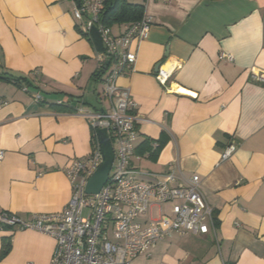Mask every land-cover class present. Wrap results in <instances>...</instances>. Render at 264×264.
I'll return each mask as SVG.
<instances>
[{
  "label": "crops",
  "instance_id": "1",
  "mask_svg": "<svg viewBox=\"0 0 264 264\" xmlns=\"http://www.w3.org/2000/svg\"><path fill=\"white\" fill-rule=\"evenodd\" d=\"M129 2L153 21L148 38L132 44L134 72L118 80L137 103V167L199 176L217 221L209 234L175 233L131 264H264V82L253 78L264 74V0ZM98 51L70 0H0V71L28 77L48 97L41 104L0 80V213L29 219L68 205L66 169L92 152L93 131L80 112L52 105L80 100L85 111L93 95V112L107 108L102 79H92ZM163 62L176 67L166 87L155 77ZM230 144L236 152L220 163ZM55 246L42 233L6 228L0 264H50Z\"/></svg>",
  "mask_w": 264,
  "mask_h": 264
},
{
  "label": "built area",
  "instance_id": "2",
  "mask_svg": "<svg viewBox=\"0 0 264 264\" xmlns=\"http://www.w3.org/2000/svg\"><path fill=\"white\" fill-rule=\"evenodd\" d=\"M70 1L82 33L90 36L96 29L100 36L103 50L97 55V71L105 69L101 99L107 108L89 112L79 106L77 110L92 128V152L66 169L72 187L68 205L61 212L35 213L29 219L1 212L0 231L17 228L54 238L50 264H131L141 255L149 256L151 248L175 233L209 234L217 221L214 208L201 192L199 176L186 178L177 167L165 174H144L137 167L143 160L136 152L140 123L137 103L129 90L118 86V80L134 72L137 54L132 44L148 38L152 19L144 15L140 21L122 25L123 30L116 33L100 22L105 0ZM220 59L233 61L225 54ZM175 70L163 62L155 77L166 87ZM253 78L264 82V74H253ZM33 97L41 100L39 94ZM56 103L62 105L63 100ZM99 130L107 132L115 161L100 193L88 195L87 184L103 162ZM236 150V145H228L220 163L228 161ZM4 157L5 152L0 151V164ZM165 204L169 205L167 211Z\"/></svg>",
  "mask_w": 264,
  "mask_h": 264
},
{
  "label": "trees",
  "instance_id": "3",
  "mask_svg": "<svg viewBox=\"0 0 264 264\" xmlns=\"http://www.w3.org/2000/svg\"><path fill=\"white\" fill-rule=\"evenodd\" d=\"M144 7L139 4H132L129 0H105L104 9L100 16V22L103 26L108 28H114L115 26H122L125 24L133 23L140 21L144 17ZM83 34V33H82ZM84 37L93 42V44L99 50L98 52L103 50V46L100 40V36L96 29H94L90 36L83 34ZM105 73V69L101 71H95L92 76L94 81H100L102 76ZM0 80L11 82L17 85L20 88H27V93L31 94H39L41 96V100L39 103L44 104L48 102V97L39 92L38 88L34 85V83L29 80L28 77L17 76L10 71H0ZM77 100H70L68 102H64L62 105H58L56 102L52 105V107H61L67 105L71 112L77 111V104L74 105V102ZM77 102H80L78 100Z\"/></svg>",
  "mask_w": 264,
  "mask_h": 264
},
{
  "label": "water",
  "instance_id": "4",
  "mask_svg": "<svg viewBox=\"0 0 264 264\" xmlns=\"http://www.w3.org/2000/svg\"><path fill=\"white\" fill-rule=\"evenodd\" d=\"M161 64L158 65V68ZM98 140L103 155V162L99 169L90 178L86 193L88 195H98L102 190L103 186L107 183L110 172L113 168L115 161V152L111 143V140L105 130L98 131Z\"/></svg>",
  "mask_w": 264,
  "mask_h": 264
},
{
  "label": "rangeland",
  "instance_id": "5",
  "mask_svg": "<svg viewBox=\"0 0 264 264\" xmlns=\"http://www.w3.org/2000/svg\"><path fill=\"white\" fill-rule=\"evenodd\" d=\"M131 2H136V0H130ZM115 32V31H114ZM102 86V84L98 83V87ZM89 100L91 101V104L88 105L85 109V111H89V112H93L94 108L93 106L96 104V98L92 95L89 97ZM163 208L165 209V211H167V209L169 208V205H163ZM156 215V213H155Z\"/></svg>",
  "mask_w": 264,
  "mask_h": 264
}]
</instances>
